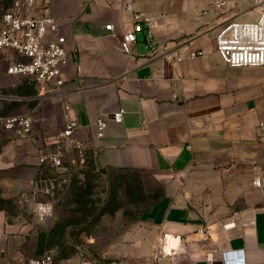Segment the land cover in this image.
<instances>
[{
    "label": "crops",
    "instance_id": "crops-1",
    "mask_svg": "<svg viewBox=\"0 0 264 264\" xmlns=\"http://www.w3.org/2000/svg\"><path fill=\"white\" fill-rule=\"evenodd\" d=\"M215 1L51 0L67 52L62 93L86 158L104 172L148 173L164 202L160 218L131 228L109 261L224 264L221 253L236 250L244 264H264V67L231 68L214 47L219 24L257 20L260 10L255 0H223L228 5L218 17ZM133 14L152 20L156 58L146 52L145 28L132 56L120 51L118 38L132 30ZM191 51L201 54L188 60ZM15 59L0 51V117L27 114L33 128L25 140L0 128V203L22 208L17 215L0 208V264L45 252L77 264L81 251L70 236L67 254L45 250L32 204L46 170L38 157L63 128L62 103L53 90L7 75ZM118 110L122 122L108 121L96 139L95 120Z\"/></svg>",
    "mask_w": 264,
    "mask_h": 264
},
{
    "label": "built area",
    "instance_id": "built-area-1",
    "mask_svg": "<svg viewBox=\"0 0 264 264\" xmlns=\"http://www.w3.org/2000/svg\"><path fill=\"white\" fill-rule=\"evenodd\" d=\"M254 6L260 10L259 17L253 22L225 20L218 25L214 35L215 51L224 64L231 68L264 67V0H255ZM227 1H215L213 10L218 17L225 14ZM51 0H14L13 7L0 18V51H12L16 59L9 63L6 74L25 77L33 80L41 88L57 93L63 107V128L57 134L53 146L38 157V164L44 169L62 172L66 163L73 161L82 164L86 158V145L77 137V123L69 115V105L62 93V70L67 63L65 39L59 32L55 17L50 13ZM126 11L133 13L131 4H126ZM136 21L130 32L119 36L120 51L132 56L131 46L136 41V34L145 28V49L151 58L158 55V47L154 44L152 33L153 22L148 18H140L133 14ZM113 26H105V30L113 32ZM199 51L188 53L187 59L194 60L200 56ZM162 56H166L162 52ZM178 62L181 58L176 59ZM123 120V111L118 110L109 120L97 118L92 124L96 139L103 136L107 122L119 124ZM0 128L13 137L25 140L33 128L32 118L27 114L0 117ZM258 128L264 129V120ZM253 185L261 188L259 180ZM53 213L50 203H37L34 214L38 222L45 221ZM224 264H244L243 251H226L221 253ZM17 264H66L56 261L45 252L37 258H29ZM77 264H117L116 262L98 261L88 256L82 257Z\"/></svg>",
    "mask_w": 264,
    "mask_h": 264
},
{
    "label": "rangeland",
    "instance_id": "rangeland-1",
    "mask_svg": "<svg viewBox=\"0 0 264 264\" xmlns=\"http://www.w3.org/2000/svg\"><path fill=\"white\" fill-rule=\"evenodd\" d=\"M13 3L14 0H0V18ZM253 21L256 20L247 17L241 22ZM37 185L32 204L53 206L52 215L40 222L39 239H43L45 250L53 249L59 256L70 249L66 243L70 236L81 258L88 256L107 263L109 252L131 228L145 220L159 219L163 211L160 187L148 173L100 171L88 158L82 164L68 161L62 172L46 169ZM0 208L14 215L22 209L16 204L1 203Z\"/></svg>",
    "mask_w": 264,
    "mask_h": 264
},
{
    "label": "bare ground",
    "instance_id": "bare-ground-1",
    "mask_svg": "<svg viewBox=\"0 0 264 264\" xmlns=\"http://www.w3.org/2000/svg\"><path fill=\"white\" fill-rule=\"evenodd\" d=\"M165 250H166V247H165Z\"/></svg>",
    "mask_w": 264,
    "mask_h": 264
}]
</instances>
